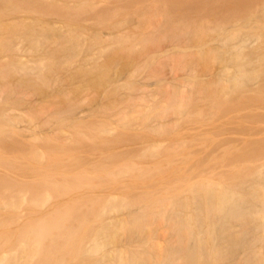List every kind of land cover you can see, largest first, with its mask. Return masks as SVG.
<instances>
[{
	"label": "bare ground",
	"instance_id": "obj_1",
	"mask_svg": "<svg viewBox=\"0 0 264 264\" xmlns=\"http://www.w3.org/2000/svg\"><path fill=\"white\" fill-rule=\"evenodd\" d=\"M0 264H264V0H0Z\"/></svg>",
	"mask_w": 264,
	"mask_h": 264
}]
</instances>
